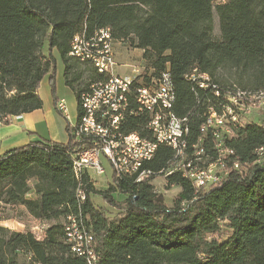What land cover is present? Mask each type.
Wrapping results in <instances>:
<instances>
[{
	"label": "trees",
	"instance_id": "1",
	"mask_svg": "<svg viewBox=\"0 0 264 264\" xmlns=\"http://www.w3.org/2000/svg\"><path fill=\"white\" fill-rule=\"evenodd\" d=\"M213 1L0 0V123L42 109L38 88L45 76L57 109L54 51L76 100L77 123L81 94L106 75L69 55L72 39L109 28L114 41L142 51L146 71L169 72L171 111L188 126L186 151L198 143L212 161L213 138L201 130L208 107L220 112L225 94L235 90L264 92V0ZM214 12L219 39L212 32ZM193 68L208 75L218 96L187 77ZM259 113L258 121L231 126L224 138L240 168L230 167L207 188L198 189L179 170L159 173L174 161V151L159 146L144 165L155 175L135 182L112 173L97 190L89 174L74 173L73 157L88 143L76 142L68 123L65 143L40 139L8 149L0 155V220L27 217L48 225L40 237L28 227L18 232L0 224V264H88L65 240L68 215L92 233L98 264H264V158L256 153L264 145V109ZM145 124L144 115L131 117L124 130L148 136ZM157 175L179 188L171 206L154 190ZM93 196L116 213L97 207Z\"/></svg>",
	"mask_w": 264,
	"mask_h": 264
},
{
	"label": "built area",
	"instance_id": "2",
	"mask_svg": "<svg viewBox=\"0 0 264 264\" xmlns=\"http://www.w3.org/2000/svg\"><path fill=\"white\" fill-rule=\"evenodd\" d=\"M109 28L94 31L93 34H76L71 42L69 55L81 62L91 64L96 72L106 75L103 80L90 85V89L80 96V117L73 126L76 142L83 141L88 146L79 150L73 157L72 164L79 168V177L87 173L102 175L105 173L101 156L112 168V173L120 177L133 178L140 182L156 173L144 167L159 146L171 149L180 145L181 163L168 168L165 174L182 169L186 179L195 178L198 189L220 183L229 173V168L239 169L240 165L233 159V150L224 143L230 136L231 126L243 125L250 109H264V92H245L235 90L225 94V103L220 112L208 107L202 132H209L213 138L215 159L207 160V154L198 145L186 151V118L177 117L171 110L175 101V91L169 72L165 69L153 76L145 67H132L129 72L116 73L112 36ZM200 88L211 87L218 96L217 86L210 84L206 73L193 68V78ZM56 107L65 113L66 105L58 100ZM144 115L145 129L148 136L137 131L125 132L126 122L131 117ZM259 158H264V145L256 151ZM188 164H196V171H188ZM85 198L82 189V200ZM85 224V221H84ZM66 241L70 250L86 259L88 264H98L93 250V235L87 229L90 252L79 250L77 233L72 229L69 215L64 222Z\"/></svg>",
	"mask_w": 264,
	"mask_h": 264
},
{
	"label": "rangeland",
	"instance_id": "3",
	"mask_svg": "<svg viewBox=\"0 0 264 264\" xmlns=\"http://www.w3.org/2000/svg\"><path fill=\"white\" fill-rule=\"evenodd\" d=\"M226 0H214L213 4L216 5L217 3L225 2ZM212 29H213V36L216 39L220 38L219 28H218V18L216 16V13H213V21H212ZM112 48L114 52V60L116 63L115 66V72L116 73H125L129 72V70L132 67H146L145 62L142 60V51L140 49H135L129 46L127 43L122 42H116L112 41ZM53 55L55 56L56 60V70H55V88L57 91V94L59 98L63 99L65 105H66V111L65 113L61 114V118L67 122L70 126H73L76 122V100L71 93V90H68L66 86L63 83V65L60 61L59 55L57 52H53ZM217 76L221 77L223 79L224 76H222L219 72L217 73ZM225 78V77H224ZM52 87L50 86L47 78L43 79V81L40 83V86L38 88V94L42 101V108L45 109L48 108L51 105V94H52ZM258 108L250 109V112L247 114V120H256L258 121L259 118H261ZM43 126V123H42ZM41 130H43L40 127ZM58 136H60L63 131L60 129V126L57 128ZM44 132V131H43ZM40 133V132H39ZM43 136H47L45 133H41ZM64 135V133H63ZM101 160L103 163V169H105V173L102 175H96L94 173H91V179L93 180L94 187L97 190H103L107 187L108 183L111 180L112 175V168L110 164L107 162V160L101 156ZM152 184L154 186V190L161 194L163 196L164 202L167 206L172 205V201L174 197L176 196V193L179 191V188L176 186H167L166 180L164 176L157 175L152 180ZM117 199H120V196H115ZM93 202L97 207H101L103 210H106L107 214L111 217L116 213L117 210L115 208L107 205L103 202V200L99 196H93ZM28 225V228L31 229L37 236H43V232L48 225V223L45 222H38L29 220L26 222ZM222 236L226 237L228 232L227 230H222Z\"/></svg>",
	"mask_w": 264,
	"mask_h": 264
},
{
	"label": "crops",
	"instance_id": "4",
	"mask_svg": "<svg viewBox=\"0 0 264 264\" xmlns=\"http://www.w3.org/2000/svg\"><path fill=\"white\" fill-rule=\"evenodd\" d=\"M45 78L48 80V76H45L43 79ZM66 88L68 89L67 86ZM55 97H57L58 100H63L62 98H59L56 88ZM54 102V94H51V105L48 108L45 109L43 107L42 109L35 110L31 113L17 115L15 117L12 116L8 118L7 123H0V155L15 146L35 142L40 139H51L53 141L65 143L68 140V134L65 129L67 122L61 118V114L55 108ZM59 126L64 135L62 133L58 136L57 128ZM40 127L43 130H41ZM41 133H45L47 136H43ZM29 220L32 219L27 217L25 220L9 218L0 220V224L12 230L22 232L28 227L26 222Z\"/></svg>",
	"mask_w": 264,
	"mask_h": 264
},
{
	"label": "bare ground",
	"instance_id": "5",
	"mask_svg": "<svg viewBox=\"0 0 264 264\" xmlns=\"http://www.w3.org/2000/svg\"><path fill=\"white\" fill-rule=\"evenodd\" d=\"M84 34V33H82ZM188 78H193V71L190 75H187ZM188 131H186V137H187ZM171 149L174 151V161L172 162L171 167L174 166V164L181 163V152H180V145H172ZM188 171H196V164H188ZM73 170L77 178H79V168H76V164H73ZM175 170H179L182 172L181 168H174ZM190 181H192L195 184V178H189ZM198 186V184H195ZM79 200H82V191L78 190ZM70 219H72V229L76 231L77 238H78V246L79 250H81L82 253H89L90 252V244L89 240L87 238V232L84 229V226L81 223V220L77 218L76 216H69Z\"/></svg>",
	"mask_w": 264,
	"mask_h": 264
}]
</instances>
